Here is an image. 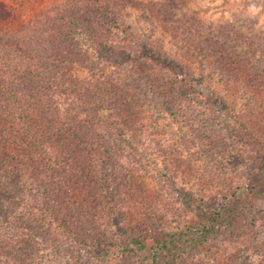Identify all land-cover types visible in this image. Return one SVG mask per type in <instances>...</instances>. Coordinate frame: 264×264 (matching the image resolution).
<instances>
[{"label": "trees", "instance_id": "16d2710c", "mask_svg": "<svg viewBox=\"0 0 264 264\" xmlns=\"http://www.w3.org/2000/svg\"><path fill=\"white\" fill-rule=\"evenodd\" d=\"M17 18L0 0V257L94 264L84 253L100 249L106 263L188 264L208 241L231 238L234 219L255 213L251 199L212 205L213 188L190 199L197 224L112 236L105 219L118 225L120 214L110 135L124 133L88 95L81 61L84 47L102 59L97 71L88 68L92 80L123 65L211 161L251 175L264 172V130L254 128L264 102V41L241 56L240 46L202 49L207 75L139 39L109 0H62ZM129 38L139 44L122 46ZM216 80L224 85L207 86ZM108 91L97 97L107 103Z\"/></svg>", "mask_w": 264, "mask_h": 264}, {"label": "rangeland", "instance_id": "374dc122", "mask_svg": "<svg viewBox=\"0 0 264 264\" xmlns=\"http://www.w3.org/2000/svg\"><path fill=\"white\" fill-rule=\"evenodd\" d=\"M4 1L14 10L17 21L23 22L40 8L62 0ZM109 3L132 24L139 39L207 75L210 71L203 64L202 49L230 46L232 51L234 46H240L241 56L242 52L248 53L257 40L264 41V0H109ZM136 44L139 42L129 38L122 46L134 48ZM82 53L85 57L81 67L88 71L82 68L86 71L83 76L89 79L85 83L89 87L88 95L95 97V104L102 107L124 133L123 136L112 130L110 135L114 157L111 166L120 214L118 225L109 217L105 219L112 236L125 229L152 232L165 227H184L185 222L197 224L190 199L208 197L215 188V196L208 198H214L210 200L212 205L222 197L234 202L251 199L256 205L255 213H244L234 219L231 238L208 241L188 264H264V239L257 237L264 233V172L248 175L244 166L221 169L207 152L193 145V138L188 135L192 132L187 133L163 110L144 80L131 78L123 65L107 71L109 77L92 80L88 68L97 71L103 61L90 48L84 47ZM213 85L221 88L224 84L219 80L213 84L207 82V86ZM106 87L109 90L107 103L97 97ZM261 101L263 99L257 103L254 128L264 130V102ZM195 132L203 136L198 130ZM78 196L79 199L85 197L83 192ZM101 252L99 249L84 254L93 256L94 264H114L100 260L104 255ZM107 255H111L110 252ZM72 262L52 256L44 264ZM0 264H11V261L0 257ZM116 264H125V261Z\"/></svg>", "mask_w": 264, "mask_h": 264}]
</instances>
